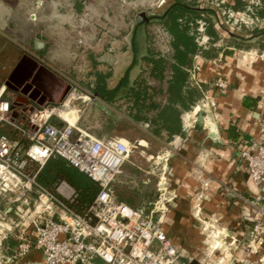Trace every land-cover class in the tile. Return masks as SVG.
<instances>
[{
	"label": "crops",
	"instance_id": "crops-1",
	"mask_svg": "<svg viewBox=\"0 0 264 264\" xmlns=\"http://www.w3.org/2000/svg\"><path fill=\"white\" fill-rule=\"evenodd\" d=\"M242 1L249 6L236 13L264 22L254 13L260 4ZM46 29L30 21L27 5L0 0V97L12 104L13 116L28 127L34 107L37 111L52 106L59 113H69L70 120L77 118V127L99 140L129 143L131 154L113 189L120 202L138 210L153 208L167 167L173 201L157 216L187 264H264V235L257 251L248 249L250 231L259 219V209H264V183L262 189L253 184L240 154L244 145L259 138L264 123V35L236 32L212 45L219 50L216 58L196 56L186 90L197 91L199 98L182 113L178 134L156 136L148 122L137 119V80L145 76L152 87L160 84L142 74L140 59L151 47L147 39L136 34V39L113 41L56 40ZM24 57L72 87L64 102H50L60 85L47 75L34 77L31 91L39 93V100L47 98L45 105L24 95L28 83L22 88L19 84L28 76L25 68L10 81L18 91L7 86ZM219 79L226 82L225 89L218 86ZM207 98L208 105L202 107ZM197 107L201 109L195 111ZM2 134L14 136L5 125L0 128ZM68 186L61 182L57 193H68ZM259 196L262 200L256 205ZM16 207L6 202L1 212L6 221H13ZM17 233L15 229L3 241L0 264H10L19 245L13 241L19 240ZM28 235L32 236V230ZM41 259V253L32 248L23 263L38 264Z\"/></svg>",
	"mask_w": 264,
	"mask_h": 264
},
{
	"label": "built area",
	"instance_id": "built-area-1",
	"mask_svg": "<svg viewBox=\"0 0 264 264\" xmlns=\"http://www.w3.org/2000/svg\"><path fill=\"white\" fill-rule=\"evenodd\" d=\"M166 2L163 0L161 6ZM255 4L260 1L255 0ZM229 13L245 15L232 10ZM217 84L222 89L227 87L222 79ZM208 103L209 98L202 107ZM68 114L46 107L34 111L26 127L13 116L12 104L0 97V128L9 126L14 132L12 137L0 135V198L11 197L9 201L17 204L16 215L23 221L4 222L7 219L0 212V248L9 234L21 227L19 245L9 263L24 264L23 259L35 248L42 255L38 264H187L157 216L163 215L173 201L167 167L151 210H138L120 202L113 184L129 159L131 145L99 140L79 129L77 118L70 120ZM240 154L253 184L262 189L264 123L259 138L244 145ZM54 158L67 161L99 185L100 191L85 213L74 211L63 200L74 201L76 193L70 186L69 192L58 193L59 197L38 183V174ZM261 200L259 196L256 205ZM263 221L264 209H259V219L250 231L251 251H257L263 243ZM30 230L32 236L28 235Z\"/></svg>",
	"mask_w": 264,
	"mask_h": 264
},
{
	"label": "trees",
	"instance_id": "trees-1",
	"mask_svg": "<svg viewBox=\"0 0 264 264\" xmlns=\"http://www.w3.org/2000/svg\"><path fill=\"white\" fill-rule=\"evenodd\" d=\"M197 2L198 0H174L162 16L156 17L161 20L171 35V56L166 57L150 47L147 55L140 59L142 74H148L151 79L159 81L160 84L158 88L152 87L145 76L137 80V119L148 122L151 132L156 136L162 132H167L171 136L178 134L181 131L182 113L189 110L199 98L197 91L186 90L194 58L198 55L206 59L218 56L219 50L212 47L210 49L200 47L196 41L195 32L199 20L205 21L206 34L213 44L221 39L211 19L206 17V14L217 16L216 11L200 9ZM260 2L261 6L255 7L256 15L264 18V0ZM248 6V3L237 0L233 6L227 7L234 12H243ZM263 35L264 31L253 33V37ZM138 56L137 45V64ZM229 133L230 135L235 133L234 127L229 129ZM37 181L42 187L59 197L61 196L57 193V186L61 182L68 183L75 190L76 197L73 202L63 200L74 211L81 214L85 213L100 191L97 183L61 158L48 161L38 174Z\"/></svg>",
	"mask_w": 264,
	"mask_h": 264
},
{
	"label": "rangeland",
	"instance_id": "rangeland-1",
	"mask_svg": "<svg viewBox=\"0 0 264 264\" xmlns=\"http://www.w3.org/2000/svg\"><path fill=\"white\" fill-rule=\"evenodd\" d=\"M162 1L24 0L22 3V0H11L16 5H27L30 21L35 24H43L47 28L48 35L53 39H75L77 41L93 39L96 41L106 38L113 41L118 38L130 39L137 34V38L147 39V42L156 51L170 57L172 54L171 35L161 20L156 17L162 16L174 0H166L164 6H161ZM230 1L198 0L197 5L200 9L216 11L217 16L206 14V17L211 19L221 37H225L226 40L236 32L260 33L264 31V22L256 20L252 14L250 18L245 15L231 16L229 11L232 9L227 7L230 5ZM142 13L146 14L147 19L141 17ZM254 13L257 14L256 11ZM251 18L254 19V23ZM206 27L205 21L199 20L195 32L196 41L200 47L210 49L213 48V41L207 36ZM82 50L83 48L80 51ZM10 198L9 196L0 198V212L4 211L6 202L10 203ZM31 208L33 210V206ZM12 220L15 224L23 223L22 219L16 215V211ZM4 222L10 221L5 220ZM19 229L21 227L16 228L18 231ZM13 241L19 242L17 238H13Z\"/></svg>",
	"mask_w": 264,
	"mask_h": 264
},
{
	"label": "water",
	"instance_id": "water-1",
	"mask_svg": "<svg viewBox=\"0 0 264 264\" xmlns=\"http://www.w3.org/2000/svg\"><path fill=\"white\" fill-rule=\"evenodd\" d=\"M142 18H146V14L142 13L141 14ZM25 68L27 70V74L28 76L24 79V82H22L23 84H19V87L22 88L23 85L26 84V82L28 83L24 89L22 90V93L24 95H27L29 97L30 100L37 102L39 105H45V103L48 101L47 98H42V99H38L39 97V93H37V91L31 92L33 89V81H34V77H38L41 75H47L48 78H52L55 79L59 85H60V89L58 91V94L56 97H52L50 99V102L58 104V103H62L66 100V98L69 96L72 87L71 86H67L66 82L59 79L51 70H49L48 68L40 65L38 62L34 61L33 59H31L30 57H24L23 60L20 62L18 68L15 70L13 76L11 77V79L7 82V86L10 87L11 89L15 90L16 88H14L11 85V82L16 76H18L21 72V70ZM16 91H18V89H16ZM39 100V101H38ZM35 111V107L32 109V113Z\"/></svg>",
	"mask_w": 264,
	"mask_h": 264
},
{
	"label": "bare ground",
	"instance_id": "bare-ground-1",
	"mask_svg": "<svg viewBox=\"0 0 264 264\" xmlns=\"http://www.w3.org/2000/svg\"><path fill=\"white\" fill-rule=\"evenodd\" d=\"M164 5H165V4H164ZM164 5H163V6H164Z\"/></svg>",
	"mask_w": 264,
	"mask_h": 264
}]
</instances>
